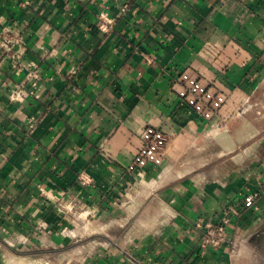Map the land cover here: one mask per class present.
Wrapping results in <instances>:
<instances>
[{
	"label": "crops",
	"instance_id": "obj_1",
	"mask_svg": "<svg viewBox=\"0 0 264 264\" xmlns=\"http://www.w3.org/2000/svg\"><path fill=\"white\" fill-rule=\"evenodd\" d=\"M187 68L225 96L209 123L171 89ZM146 127L169 144L139 183ZM254 191L264 0H0V264H264Z\"/></svg>",
	"mask_w": 264,
	"mask_h": 264
},
{
	"label": "built area",
	"instance_id": "obj_2",
	"mask_svg": "<svg viewBox=\"0 0 264 264\" xmlns=\"http://www.w3.org/2000/svg\"><path fill=\"white\" fill-rule=\"evenodd\" d=\"M99 30L106 33L114 23L112 18L100 16ZM9 41L6 42L7 45ZM4 45V46H5ZM6 47V46H5ZM172 91L181 99L201 120L209 123L216 116L225 103V96L212 88L191 69L180 72L171 85ZM141 148L128 165L125 172L133 175L142 183L147 167H159L166 156L169 138L161 131L152 127H146L139 135ZM82 183L85 181L82 179ZM264 193L254 191L245 195L241 202L243 209H255L256 202ZM230 213L227 210L217 223H196L193 228L200 232L199 248L202 250L217 248L226 239V229L230 224Z\"/></svg>",
	"mask_w": 264,
	"mask_h": 264
}]
</instances>
